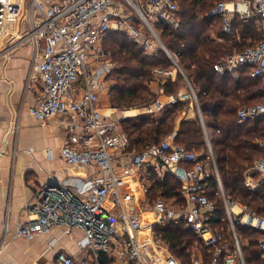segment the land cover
I'll use <instances>...</instances> for the list:
<instances>
[{"label": "built area", "instance_id": "1", "mask_svg": "<svg viewBox=\"0 0 264 264\" xmlns=\"http://www.w3.org/2000/svg\"><path fill=\"white\" fill-rule=\"evenodd\" d=\"M178 10L176 0H0V55H9L26 43H32L36 51L38 72L30 81L39 82L40 89L30 113L42 124L51 118L65 124L67 135L60 155L66 162L95 167L92 175L72 176L38 188L26 206L28 220L17 226L15 236L26 239L55 227L67 234L81 230V254L58 250L59 264H183L156 232V226L179 221L212 251L211 264H239V258L246 264L238 225L257 232L264 257V216L226 194L206 128L207 154L174 142L175 133L136 151L130 149L121 122L102 111L101 94L110 85L108 74L114 67L104 45L108 32L126 33L145 55L163 50L175 59L156 22L179 27ZM208 14L221 19L223 35L217 38L221 42L239 38L238 21L253 22L261 31L260 41L226 53L213 67L235 78L250 67V75L261 78L264 86V0H218ZM154 72L161 76L172 70L155 68ZM186 97L199 105L192 87ZM263 114L264 102L237 111L239 122ZM17 128L15 117L10 133ZM151 169L161 178L166 172L176 176L182 199L151 200ZM254 169L264 175L263 158L255 160ZM213 176L224 208L221 221L228 222L233 243L227 242L223 227L212 222L218 208L208 193ZM5 230L9 231L7 224Z\"/></svg>", "mask_w": 264, "mask_h": 264}, {"label": "trees", "instance_id": "2", "mask_svg": "<svg viewBox=\"0 0 264 264\" xmlns=\"http://www.w3.org/2000/svg\"><path fill=\"white\" fill-rule=\"evenodd\" d=\"M176 1L179 5L178 16L180 14L181 17L180 26L174 28L165 21H158L156 28L196 90L226 194L231 198L239 197L264 216V183L256 189L245 184V170L252 164L257 153H262L258 141L264 138V114L246 122H239L237 115L242 106L264 102L263 81L250 75V67L243 68L239 78L229 73L220 74L213 67V64L222 58L223 53L232 51L235 46H239L238 50H241L260 41L261 31L257 30L253 22L238 21L240 38L227 37L226 40L230 42L222 43L213 36L223 35L221 19L206 14L208 0ZM120 34L125 36L121 38ZM248 40L250 42L246 43ZM104 45L112 51L113 59L121 63V66L114 70L116 82H112L109 91L111 104L118 108L141 106L154 101V69H176L166 52L160 50L155 56L142 55V49L136 46L138 44L122 31L110 30ZM183 81L184 76L178 71L174 79L169 77L162 84L164 92L177 97V87ZM189 105L190 100H176L158 116L139 113L122 118L120 122L128 134L130 149L143 150L153 143H160L168 133L174 132V142L190 149L196 148L197 151L201 149V153L207 154L208 140L198 112L191 117L183 114L179 119L178 128L175 129L178 117ZM150 178L151 200L158 197L181 200V182L172 173L166 172L161 178L151 169ZM211 180L212 185L208 193L218 203L212 219V222L216 223L224 216V208L221 197L216 195L218 185L215 177ZM227 223L223 222V231L228 242L231 232ZM237 230L240 237H243L241 233L245 231L256 233V236L251 237L249 245L245 246L247 264H264L257 232L242 225H238ZM156 232L183 264L190 263L189 249L194 240L200 242L201 248L208 254H212L201 238L182 221L171 226H156ZM211 259L209 258V264Z\"/></svg>", "mask_w": 264, "mask_h": 264}, {"label": "crops", "instance_id": "3", "mask_svg": "<svg viewBox=\"0 0 264 264\" xmlns=\"http://www.w3.org/2000/svg\"><path fill=\"white\" fill-rule=\"evenodd\" d=\"M218 37L214 36L216 39ZM35 53L33 44L26 43L17 46L9 55H0V264H59L56 251L61 249L75 256L80 255L78 240L82 231L79 229L67 234L62 227H55L50 233L40 234L33 239L15 236V232L20 222L28 220L26 206L38 188L46 183H58L68 177L92 175L95 172L93 166L72 165L61 157L60 146L67 135L65 124L56 118L42 124L30 113L40 89L39 82L30 81V76H35L38 72ZM177 72V68L172 69L171 74L159 75L153 80L156 97L145 105L118 108L111 104L110 94L102 100V93V111L121 121L124 117L139 113L158 116L174 101L190 100L188 109L178 117L175 129L185 113L187 117H191L198 112L205 126L200 104L199 109L196 102L186 97L191 87L185 77L177 87V97L164 92L162 84L169 77L174 79ZM190 83L195 90L191 81ZM110 86L106 92L110 91ZM157 105H161L160 110L148 111ZM15 117L18 128L11 134L10 128ZM167 199L171 202L178 201L176 198ZM223 222L217 220L214 225L225 227ZM5 224L9 231L5 230ZM228 242L233 243L232 234Z\"/></svg>", "mask_w": 264, "mask_h": 264}, {"label": "rangeland", "instance_id": "4", "mask_svg": "<svg viewBox=\"0 0 264 264\" xmlns=\"http://www.w3.org/2000/svg\"><path fill=\"white\" fill-rule=\"evenodd\" d=\"M217 1V0H208V12H206V14L209 13V10L211 8V6L214 4V2ZM181 6V5H180ZM181 8V7H180ZM179 18L180 17V14H179ZM174 28H178V27H174ZM121 35V38H123L125 35L123 34H120ZM213 36H216V37H220L222 35H215L213 34ZM242 40V39H241ZM230 42V40H226L225 42L222 41V43H228ZM235 42V41H234ZM250 40H248V42L246 41V43H249ZM138 48L139 46L136 45ZM239 46H235L233 48L234 49H238ZM108 50V54H107V58L110 62H113V68L110 70L109 74H108V79H109V83L108 84H111L112 82H116L114 80V77H115V73H114V70L117 69L119 66H121V63H119L118 61H115L113 59V55H112V51L108 48H106ZM140 50V49H139ZM141 54L144 55V51L141 50ZM228 53V52H226ZM226 53H223L222 54V57L226 54ZM172 60V59H171ZM174 63V62H173ZM155 73V72H154ZM159 77V75H155V78ZM107 79V80H108ZM110 86V85H109ZM107 91V90H106ZM104 91V96H102V100L106 99L109 92H106ZM106 94V95H105ZM102 95V94H101ZM104 98V99H103ZM262 99V98H261ZM263 140V139H262ZM262 140L261 141H258L259 145H260V148H261V151L262 153H257L256 157L254 158L252 164L245 170V184L250 187V188H253V189H256L258 188L261 184L264 183V175L261 174L260 172H258L257 170L254 169L255 167V160L258 159V158H263L264 159V146L262 145ZM211 143V142H210ZM196 150V148L194 149ZM198 150V149H197ZM196 150V151H197ZM200 152H202V150L200 149L199 150ZM198 151V152H199ZM217 165V164H216ZM218 166V165H217ZM219 169V168H218ZM220 173V171H219ZM221 176V174H220ZM236 199H240L239 197H236ZM179 200V199H177ZM242 200V199H240ZM243 201V200H242ZM262 215V214H261ZM253 232V234L251 233ZM237 233H238V230H237ZM255 234V235H254ZM239 235V234H238ZM241 235L243 237H239L240 239V245H241V250H242V256H243V260L245 261V263L247 264L246 262V249H245V246L249 245V242L251 240V237H254L256 236V233L254 231H245V233H241ZM201 244L200 242L197 243V241L194 240L193 242V245L190 247V263H187V264H209V258H212V254H208L207 251H205L203 248H201ZM261 258L262 255H261ZM238 262L239 264H243V261L241 258L238 259ZM211 264V263H210Z\"/></svg>", "mask_w": 264, "mask_h": 264}, {"label": "water", "instance_id": "5", "mask_svg": "<svg viewBox=\"0 0 264 264\" xmlns=\"http://www.w3.org/2000/svg\"><path fill=\"white\" fill-rule=\"evenodd\" d=\"M172 58H173V57H172ZM172 60H173L174 64H175V65L181 70L182 74L184 75V77L186 78V80L188 81V83L190 84V87H192V85H191V83H190V81H189L187 75L185 74V72L183 71V69L180 67V65L178 64V62H177L174 58H173ZM192 88H193V87H192ZM193 90H194V89H193ZM198 108L200 109L199 105H198ZM200 115H201V111H200ZM201 117H202V115H201ZM204 128H205V126H204Z\"/></svg>", "mask_w": 264, "mask_h": 264}]
</instances>
